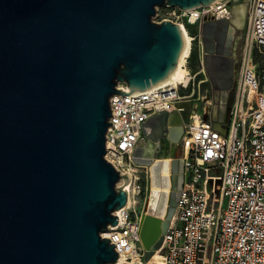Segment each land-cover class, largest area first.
Wrapping results in <instances>:
<instances>
[{"label":"water","instance_id":"95a60500","mask_svg":"<svg viewBox=\"0 0 264 264\" xmlns=\"http://www.w3.org/2000/svg\"><path fill=\"white\" fill-rule=\"evenodd\" d=\"M216 0H0V264H115L114 245L101 235L127 202L128 175L104 159L109 98L125 84L140 93L163 83L181 57L178 24L153 22L158 8L190 10ZM244 0L230 21L200 27L204 70L212 89L229 57L208 47L216 25L241 27ZM224 123L227 132L232 87ZM217 101V95H214ZM191 103L161 111L143 125L146 142L132 162L147 170L140 217L146 263L162 248L183 183V125ZM170 159L171 192L157 217L151 168ZM122 186H118L120 181Z\"/></svg>","mask_w":264,"mask_h":264},{"label":"built area","instance_id":"2783aa9c","mask_svg":"<svg viewBox=\"0 0 264 264\" xmlns=\"http://www.w3.org/2000/svg\"><path fill=\"white\" fill-rule=\"evenodd\" d=\"M233 1L185 11L165 7L172 9L174 20H162L183 26L189 36L184 80L140 93L118 84L129 94L109 98L104 159L130 179L126 205L113 213L117 223L105 232L118 256L115 264H144L143 208H135L146 200L148 174L132 162L134 150L146 142L143 125L161 111L178 112L177 105L185 102L192 107L183 125V183L157 264H264V0L247 1L226 134L214 128L208 108L198 112L194 104L204 101L199 89L206 81L200 27L229 21ZM193 51L196 71L190 67Z\"/></svg>","mask_w":264,"mask_h":264},{"label":"flooded vegetation","instance_id":"af4514ba","mask_svg":"<svg viewBox=\"0 0 264 264\" xmlns=\"http://www.w3.org/2000/svg\"><path fill=\"white\" fill-rule=\"evenodd\" d=\"M248 0H244L243 4L247 5ZM233 7V6H232ZM246 11V9H245ZM246 13V12H245ZM232 18V17H231ZM231 20V19H230ZM229 20V21H230ZM222 21V20H221ZM220 22V21H217ZM245 24V14L244 20L241 27L234 25L233 23H219L216 25L215 30L211 38H205V42L208 47H220L224 53H228L229 57L225 61V68L218 72V85L221 86L220 90H213L210 79L206 74V81L208 83V87L210 89V97L212 99L213 104L216 106L217 114L214 118L216 122L224 123L225 120V112L228 107V91L223 89L224 87L231 86L233 96H234V86L237 78V72L239 68V51L241 47V43L243 40V31ZM217 95V101H214V95ZM230 113V112H229ZM229 122V119H228ZM228 124V123H227Z\"/></svg>","mask_w":264,"mask_h":264},{"label":"bare ground","instance_id":"6f19581e","mask_svg":"<svg viewBox=\"0 0 264 264\" xmlns=\"http://www.w3.org/2000/svg\"><path fill=\"white\" fill-rule=\"evenodd\" d=\"M179 28L182 33L184 47L181 54V57L176 65V68L171 73V75L160 85L156 86L155 88H160L168 84H175L181 83L184 80V70L182 69L183 59L188 51V42L189 36L187 35L186 29L179 25ZM152 174V184H151V191L154 193L160 194V199L158 201V208H157V217L163 219L166 211L169 207V196L171 192V181H170V161L168 159L161 160L156 162L154 166L151 168ZM147 196V195H146ZM147 198V197H146ZM145 205V201L143 203V207ZM103 237H106V233H102ZM158 255V257H155ZM154 259V260H152ZM159 260V254L156 252L146 263L144 264H157ZM121 261H118L120 263Z\"/></svg>","mask_w":264,"mask_h":264},{"label":"rangeland","instance_id":"374dc122","mask_svg":"<svg viewBox=\"0 0 264 264\" xmlns=\"http://www.w3.org/2000/svg\"><path fill=\"white\" fill-rule=\"evenodd\" d=\"M166 18L174 20V18L172 16V9L165 8V7L164 8H158L156 10L155 15L152 17V21L153 22H161L162 19H166ZM192 69H193V71H196L195 70L196 68L193 67V65H192ZM198 79H201V77H198L197 80ZM199 90H200L201 96L204 97V101H199V102L194 103V104L198 105L197 111L202 112L203 108H205V110H206V108H208L209 113H210V115H209L210 119L213 121V118L216 117L217 110H216V106L213 104L212 99L210 97L211 92H210V89L208 87V83L201 85ZM189 91H190V89L183 91V93L188 94ZM146 195L144 194V195H142V197L143 198L148 197V193H146ZM141 208H143V205L141 202H139L135 208L136 212L140 211ZM155 257H158V255H156ZM152 260H154V259H152Z\"/></svg>","mask_w":264,"mask_h":264},{"label":"trees","instance_id":"16d2710c","mask_svg":"<svg viewBox=\"0 0 264 264\" xmlns=\"http://www.w3.org/2000/svg\"><path fill=\"white\" fill-rule=\"evenodd\" d=\"M196 59V52L193 51L192 54H191V62H190V67L192 68V65H193V61Z\"/></svg>","mask_w":264,"mask_h":264}]
</instances>
